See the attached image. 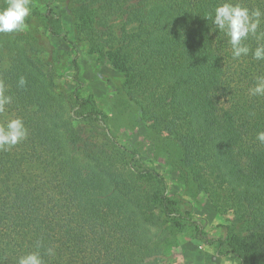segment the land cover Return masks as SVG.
<instances>
[{"label":"trees","instance_id":"trees-1","mask_svg":"<svg viewBox=\"0 0 264 264\" xmlns=\"http://www.w3.org/2000/svg\"><path fill=\"white\" fill-rule=\"evenodd\" d=\"M57 1L44 0L41 24L48 36L73 46L71 78L77 88L62 126L57 112L62 107L38 79L43 66L52 65L49 59L56 60L55 51L40 49L44 44L37 36L29 39L31 49H18L0 33V81L12 97L0 124L22 118L28 129L25 141L0 151V264H17L20 256L38 250V242L42 254L55 249V256L44 255L45 264H168L167 251L154 247L149 234L163 224L155 208L174 227L192 226L197 239L216 246L217 256L247 264L238 250L227 247L228 240L210 238L190 211H179L164 177L139 152L116 141L108 115L89 107L82 96L86 83L78 43L63 29ZM96 2L93 15L107 27L98 45L108 46L124 74L113 96L115 111L122 116L135 107L150 113L151 134L179 147L175 167L187 185L197 164L212 166L223 180L228 176L223 184L245 211L247 242L264 253V144L256 140L264 131V97L249 94L255 77L264 75V61L251 54L232 58L228 37L208 18L223 0ZM239 2L264 10V0ZM245 43L256 47L252 38ZM111 145L134 176L156 184L153 205L116 161H109Z\"/></svg>","mask_w":264,"mask_h":264},{"label":"rangeland","instance_id":"rangeland-1","mask_svg":"<svg viewBox=\"0 0 264 264\" xmlns=\"http://www.w3.org/2000/svg\"><path fill=\"white\" fill-rule=\"evenodd\" d=\"M70 1V3H62L58 0L55 13L63 29L69 32L70 38L78 43L79 64L86 83L82 96L89 101V107L103 115H108L111 120L110 130L116 136V141L127 149L139 152L141 160L153 166L164 177L168 184L169 195L175 201L179 211L182 213L186 210L190 211L193 218L203 224L210 238L228 240L227 247L238 250L245 257L247 264H264L261 246H254L251 241L252 244L247 242L246 231L249 224L244 219V209L235 195L231 194L232 188L223 184L228 176L223 180L215 171L213 172L212 166L197 164L191 168L190 184L187 185L186 176L175 167V163L181 157L179 147L171 139L161 141L151 134L150 113L139 112L135 107L134 110L122 116L115 111L113 96L117 86L123 82L124 74L117 63L118 58L109 56L111 50L107 49L108 46L101 49L100 45L105 41L103 35L105 31L107 32V27L93 15L97 0ZM43 2L44 0H31L32 14L26 21L28 28L25 31L7 34L8 39L18 49L19 47L31 49L32 42L29 39L37 36L44 44L43 48L39 46L40 49L55 51L56 60L49 59L53 61L52 65L43 66L44 75L38 76V79L44 89L54 97L55 105L62 107L61 111L60 109L57 111L62 117L58 126H62L70 110L68 98L77 88L71 78L74 72L73 46L63 39L48 36L41 24ZM6 6L7 0H0V9ZM88 19H93V23L88 24ZM98 21H100L101 31L95 27ZM78 37L81 38L80 41H77ZM44 56L49 55L46 53ZM138 101L142 103V98ZM143 105L146 107L145 102ZM63 130V127L59 128V131ZM96 132L99 133V130ZM96 132H93L94 137L98 135ZM108 150L109 161L112 163L116 161L121 173L128 180H132L137 192L147 196L153 205L156 184L147 178L134 176L130 168L126 166L128 160L124 156L121 159L120 155L114 157L119 149L116 150L111 145ZM81 163L85 165L87 160H81ZM154 213L159 216L163 224L151 228L149 234L154 241V247L164 248L167 251L168 264H238L232 256H217L216 246L206 245L197 239L192 226L184 224L181 227H174L159 208H155Z\"/></svg>","mask_w":264,"mask_h":264},{"label":"clouds","instance_id":"clouds-1","mask_svg":"<svg viewBox=\"0 0 264 264\" xmlns=\"http://www.w3.org/2000/svg\"><path fill=\"white\" fill-rule=\"evenodd\" d=\"M214 18L210 15L218 32L228 37L231 45L232 58L238 60L249 54L257 61H264V10L260 8L250 9L239 0H223L215 8ZM32 14L31 0H7V6L0 9V33H13L25 31L28 28L27 19ZM250 38L256 41L253 50L247 43ZM26 83L23 77L19 85ZM6 85L0 81V113L6 111L11 104L12 97L6 94ZM251 96L264 97V75L255 77V85L249 89ZM28 137V129L22 118L8 119L0 124V151H8L12 147L25 141ZM256 140L264 144V131L256 134ZM37 243L36 251L29 252L18 258L17 264H45L44 255L53 257L56 255L53 247H48L42 254Z\"/></svg>","mask_w":264,"mask_h":264}]
</instances>
